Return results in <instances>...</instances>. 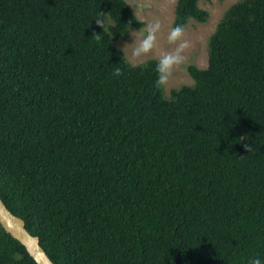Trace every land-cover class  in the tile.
I'll list each match as a JSON object with an SVG mask.
<instances>
[{
  "label": "trees",
  "instance_id": "1",
  "mask_svg": "<svg viewBox=\"0 0 264 264\" xmlns=\"http://www.w3.org/2000/svg\"><path fill=\"white\" fill-rule=\"evenodd\" d=\"M209 18L178 0L174 29ZM145 24L127 0H0V196L56 264H264V0L170 95L116 44ZM0 264H38L1 223Z\"/></svg>",
  "mask_w": 264,
  "mask_h": 264
},
{
  "label": "rangeland",
  "instance_id": "2",
  "mask_svg": "<svg viewBox=\"0 0 264 264\" xmlns=\"http://www.w3.org/2000/svg\"><path fill=\"white\" fill-rule=\"evenodd\" d=\"M127 1L137 17L146 24L141 29L132 28L129 35L117 39L116 44L132 64L179 55L178 62L170 60L165 66L164 85L167 95H170L172 89L194 83L190 65L208 66L210 38L225 12L239 0H200V6L210 12L209 20L203 23L192 19L176 40L169 37L174 30L178 0ZM99 20L104 27L112 22L105 12L100 13ZM146 41L150 44L148 50L137 54V49Z\"/></svg>",
  "mask_w": 264,
  "mask_h": 264
},
{
  "label": "water",
  "instance_id": "3",
  "mask_svg": "<svg viewBox=\"0 0 264 264\" xmlns=\"http://www.w3.org/2000/svg\"><path fill=\"white\" fill-rule=\"evenodd\" d=\"M0 223L15 239L20 241L38 264H56L41 244L38 235L32 234L25 219L16 215L0 196Z\"/></svg>",
  "mask_w": 264,
  "mask_h": 264
},
{
  "label": "clouds",
  "instance_id": "4",
  "mask_svg": "<svg viewBox=\"0 0 264 264\" xmlns=\"http://www.w3.org/2000/svg\"><path fill=\"white\" fill-rule=\"evenodd\" d=\"M97 23L102 24V20H97ZM181 34V29L179 27L175 28L169 39L170 40H176ZM151 40V37H149V41ZM150 47V44L146 41L139 49H137V54L140 52H146L148 48ZM172 60L173 62H178L180 60V56L177 55L175 57L166 56L164 59L161 60V68L163 69L164 66L169 64V61ZM250 149V147H249ZM251 264H261V261L259 259L251 261Z\"/></svg>",
  "mask_w": 264,
  "mask_h": 264
}]
</instances>
